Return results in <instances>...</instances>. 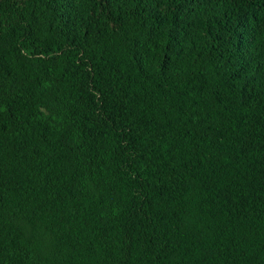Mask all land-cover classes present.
I'll return each mask as SVG.
<instances>
[{
  "label": "trees",
  "instance_id": "obj_1",
  "mask_svg": "<svg viewBox=\"0 0 264 264\" xmlns=\"http://www.w3.org/2000/svg\"><path fill=\"white\" fill-rule=\"evenodd\" d=\"M0 264H264V0H0Z\"/></svg>",
  "mask_w": 264,
  "mask_h": 264
}]
</instances>
